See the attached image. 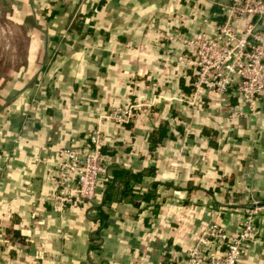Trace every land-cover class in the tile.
<instances>
[{"label": "crops", "instance_id": "0c3cea01", "mask_svg": "<svg viewBox=\"0 0 264 264\" xmlns=\"http://www.w3.org/2000/svg\"><path fill=\"white\" fill-rule=\"evenodd\" d=\"M231 1L0 0L20 41L0 76V264H186L200 229L238 231L264 199V89L253 114L231 112L234 89L192 108L190 69L175 61ZM127 103L139 116L99 125L94 198L52 200L53 150L83 144L98 115ZM117 170L134 175L132 192ZM236 264H264V203Z\"/></svg>", "mask_w": 264, "mask_h": 264}, {"label": "built area", "instance_id": "2783aa9c", "mask_svg": "<svg viewBox=\"0 0 264 264\" xmlns=\"http://www.w3.org/2000/svg\"><path fill=\"white\" fill-rule=\"evenodd\" d=\"M221 15L222 20L214 25L211 36L197 31L181 40L189 55L179 54L175 61L188 67L192 74L190 92L184 100L193 108L204 104L205 92L222 97L234 89L242 103L229 107L231 112L235 116L253 114L257 96L264 89V0H232L222 7ZM244 17L248 20L237 28L236 21ZM138 110V104L115 106L97 116L83 144L53 150L47 175L53 188L52 200L72 203L94 198L99 179L105 173L101 120L124 124L139 116ZM256 207L245 211L235 234L225 233L214 222L200 229L187 250L186 264H236L253 240Z\"/></svg>", "mask_w": 264, "mask_h": 264}, {"label": "rangeland", "instance_id": "374dc122", "mask_svg": "<svg viewBox=\"0 0 264 264\" xmlns=\"http://www.w3.org/2000/svg\"><path fill=\"white\" fill-rule=\"evenodd\" d=\"M15 33V34H14ZM18 31L11 30L5 22L4 13H0V76L4 75L5 69L9 68L13 60L12 49L20 47Z\"/></svg>", "mask_w": 264, "mask_h": 264}, {"label": "trees", "instance_id": "16d2710c", "mask_svg": "<svg viewBox=\"0 0 264 264\" xmlns=\"http://www.w3.org/2000/svg\"><path fill=\"white\" fill-rule=\"evenodd\" d=\"M191 80H192V74L190 73L189 82ZM160 131H162V130H159L157 132V136L155 137V140L149 137V147L151 149L156 145L157 142H159L160 138L162 137V134H160ZM117 171L123 178H125L121 192L122 193H126L128 191L132 192L131 191V183L133 182L132 177H134V175H131L129 172L124 171V170H117ZM135 176H139V175H135ZM129 178H130V180H129ZM259 202L264 203V199L260 200ZM242 216H243V214H242Z\"/></svg>", "mask_w": 264, "mask_h": 264}, {"label": "water", "instance_id": "95a60500", "mask_svg": "<svg viewBox=\"0 0 264 264\" xmlns=\"http://www.w3.org/2000/svg\"><path fill=\"white\" fill-rule=\"evenodd\" d=\"M261 203H256L255 205L253 203H250V206L252 207H256V206H259Z\"/></svg>", "mask_w": 264, "mask_h": 264}]
</instances>
